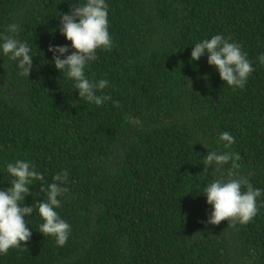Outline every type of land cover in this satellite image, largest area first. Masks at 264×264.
<instances>
[{"label": "trees", "instance_id": "1", "mask_svg": "<svg viewBox=\"0 0 264 264\" xmlns=\"http://www.w3.org/2000/svg\"><path fill=\"white\" fill-rule=\"evenodd\" d=\"M83 3L0 0V37L18 24L33 56L27 77L0 49V190L17 159L45 178L21 202L33 205L30 240L0 264H264V0H105L113 46L85 69L108 81L96 94L111 99L99 106L79 97L48 51H74L60 18ZM217 34L252 63L243 88L227 85L206 54L191 59L196 43ZM225 131L235 141L227 149ZM208 151L239 154L234 171L261 189L248 224L207 223L204 188L232 168L205 165ZM61 170L68 192L55 210L71 226L62 247L39 232L35 207L47 199L41 183Z\"/></svg>", "mask_w": 264, "mask_h": 264}, {"label": "clouds", "instance_id": "2", "mask_svg": "<svg viewBox=\"0 0 264 264\" xmlns=\"http://www.w3.org/2000/svg\"><path fill=\"white\" fill-rule=\"evenodd\" d=\"M70 12L61 14L59 31L71 42L74 49L68 53L67 45H49L48 51L53 53V64L60 72H66L67 77L75 81V89L79 97L96 105L111 99L109 96L97 95L98 90L104 89L108 81L100 79L91 81L85 76L88 62L97 59V49L110 50L113 46L108 32V6L105 0H85V3L70 7ZM20 26L9 24L7 31L11 35L0 37L3 43L0 49L11 60H18L21 75H29L33 67L32 55L26 42L16 38ZM207 55L209 65H214L220 78L233 88H243L249 75L253 72L252 63L241 46L223 35H213L210 39H203L196 43L191 50L192 60H198ZM63 56V58H61ZM264 64V54L259 56ZM129 123L141 126V121L135 117H127ZM224 147L229 148L235 141L227 131L219 135ZM239 154L230 151H208L205 155V165L215 164L217 167L232 162L228 170L227 179H216L210 182L203 193L206 202L212 206L207 223L217 225L227 221L230 226L236 223L246 225L257 215V198L261 196V189L254 188L244 176H239L234 169L239 165ZM7 172L13 177L11 186L0 190V254H7L10 248H19L27 244L32 235L26 227L25 217L33 213V205L22 206L24 197L30 194L29 185L33 181H44L43 174L35 170V165L27 160L17 159L7 164ZM68 172L61 170L52 177V182L41 183L40 191L46 192L47 199L35 202V207L43 220L39 232L43 235L55 237L57 246H64L68 241L71 226L58 215L56 208L60 207L58 197L65 195L68 188Z\"/></svg>", "mask_w": 264, "mask_h": 264}]
</instances>
